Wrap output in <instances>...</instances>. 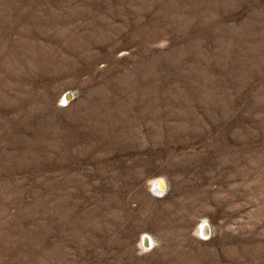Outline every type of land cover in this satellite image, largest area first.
Masks as SVG:
<instances>
[{"label": "rangeland", "instance_id": "374dc122", "mask_svg": "<svg viewBox=\"0 0 264 264\" xmlns=\"http://www.w3.org/2000/svg\"><path fill=\"white\" fill-rule=\"evenodd\" d=\"M0 264H264V0H0Z\"/></svg>", "mask_w": 264, "mask_h": 264}, {"label": "bare ground", "instance_id": "6f19581e", "mask_svg": "<svg viewBox=\"0 0 264 264\" xmlns=\"http://www.w3.org/2000/svg\"><path fill=\"white\" fill-rule=\"evenodd\" d=\"M67 98H70V96H67ZM156 185V188L158 189V190H163V187H162V184L161 183H157V184H155Z\"/></svg>", "mask_w": 264, "mask_h": 264}, {"label": "built area", "instance_id": "2783aa9c", "mask_svg": "<svg viewBox=\"0 0 264 264\" xmlns=\"http://www.w3.org/2000/svg\"><path fill=\"white\" fill-rule=\"evenodd\" d=\"M157 191H158V189H157ZM160 191V190H159Z\"/></svg>", "mask_w": 264, "mask_h": 264}]
</instances>
